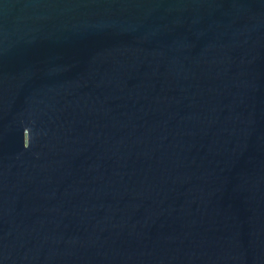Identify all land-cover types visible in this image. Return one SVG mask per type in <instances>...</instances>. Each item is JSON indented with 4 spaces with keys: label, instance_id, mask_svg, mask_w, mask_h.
<instances>
[{
    "label": "water",
    "instance_id": "1",
    "mask_svg": "<svg viewBox=\"0 0 264 264\" xmlns=\"http://www.w3.org/2000/svg\"><path fill=\"white\" fill-rule=\"evenodd\" d=\"M0 264H264V0H0Z\"/></svg>",
    "mask_w": 264,
    "mask_h": 264
}]
</instances>
